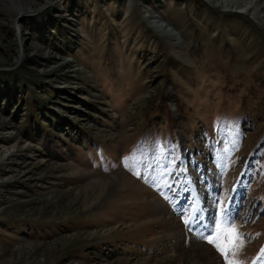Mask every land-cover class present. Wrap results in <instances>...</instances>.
Instances as JSON below:
<instances>
[{
    "label": "rangeland",
    "instance_id": "obj_1",
    "mask_svg": "<svg viewBox=\"0 0 264 264\" xmlns=\"http://www.w3.org/2000/svg\"><path fill=\"white\" fill-rule=\"evenodd\" d=\"M224 1L0 0V264H226L231 196L262 263L264 0Z\"/></svg>",
    "mask_w": 264,
    "mask_h": 264
},
{
    "label": "snow or ice",
    "instance_id": "obj_2",
    "mask_svg": "<svg viewBox=\"0 0 264 264\" xmlns=\"http://www.w3.org/2000/svg\"><path fill=\"white\" fill-rule=\"evenodd\" d=\"M128 159L130 164L139 162V158L135 154ZM135 174L138 176L141 175L139 171H136ZM185 223H190V221L185 220ZM202 238L213 244V246L224 255L226 264H243V262L237 258V254L245 246V234L241 233L238 226L235 224L225 219L216 225L212 235L202 236ZM260 256H264V246L261 247ZM260 256H258L257 259H259ZM253 264H256V261H253Z\"/></svg>",
    "mask_w": 264,
    "mask_h": 264
},
{
    "label": "bare ground",
    "instance_id": "obj_3",
    "mask_svg": "<svg viewBox=\"0 0 264 264\" xmlns=\"http://www.w3.org/2000/svg\"><path fill=\"white\" fill-rule=\"evenodd\" d=\"M243 4L244 3V0H225L224 2L220 4H218V6H224V7H228L230 5H233V4ZM252 8H255L254 10L256 11H259L261 12L260 10H262L263 8V4H260L257 0L254 2V4H252L250 7H249V10L252 9ZM20 9V8H19ZM22 11H20V13L22 14L23 12H26L24 9H20ZM18 11V10H17ZM19 13V12H18ZM19 14H17L15 16L16 19H14V23L17 24V18L19 17ZM14 16V15H13ZM256 16V15H255ZM262 16L264 17V14H262ZM157 24L159 25L160 28H163V29H167L168 25L167 24H160L157 22ZM169 33V32H168ZM209 247L205 244H201V243H196L194 246H193V251L195 252V254L197 255H204L205 253L207 254V251ZM210 254V253H209ZM204 257V256H203Z\"/></svg>",
    "mask_w": 264,
    "mask_h": 264
}]
</instances>
